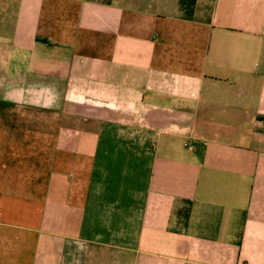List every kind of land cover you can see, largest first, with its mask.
Masks as SVG:
<instances>
[{
  "label": "crops",
  "instance_id": "0c3cea01",
  "mask_svg": "<svg viewBox=\"0 0 264 264\" xmlns=\"http://www.w3.org/2000/svg\"><path fill=\"white\" fill-rule=\"evenodd\" d=\"M0 264H264V0H0Z\"/></svg>",
  "mask_w": 264,
  "mask_h": 264
}]
</instances>
